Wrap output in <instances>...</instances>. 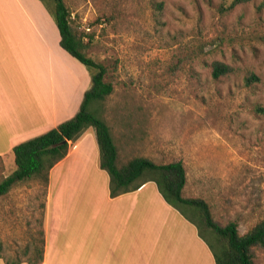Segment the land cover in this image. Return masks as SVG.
<instances>
[{"label":"rangeland","instance_id":"374dc122","mask_svg":"<svg viewBox=\"0 0 264 264\" xmlns=\"http://www.w3.org/2000/svg\"><path fill=\"white\" fill-rule=\"evenodd\" d=\"M62 1L112 84L96 107L118 163L181 161L183 197L205 201L215 222L244 234L264 219V0ZM214 62L230 72L213 79ZM11 159L0 157V181ZM44 199L37 180L0 196V264L32 258Z\"/></svg>","mask_w":264,"mask_h":264},{"label":"crops","instance_id":"0c3cea01","mask_svg":"<svg viewBox=\"0 0 264 264\" xmlns=\"http://www.w3.org/2000/svg\"><path fill=\"white\" fill-rule=\"evenodd\" d=\"M89 87L40 1L0 0V157L73 117ZM42 230L41 264H215L153 182L110 197L92 129L49 171Z\"/></svg>","mask_w":264,"mask_h":264},{"label":"trees","instance_id":"16d2710c","mask_svg":"<svg viewBox=\"0 0 264 264\" xmlns=\"http://www.w3.org/2000/svg\"><path fill=\"white\" fill-rule=\"evenodd\" d=\"M51 15L58 33L59 45L90 72V87L83 94L77 113L70 119L39 136L15 145L11 154L15 169L0 181V196L18 183L37 180L46 194L49 171L68 153L87 129H92L98 147L99 167L109 177V195L135 191L146 182H153L164 201L194 224L200 238L210 249L215 264H254L253 252L264 248V219L256 222L244 234H239L237 224L220 225L211 216L209 207L200 198H185L182 190L186 172L181 161L154 163L144 157H134L124 164L118 163L117 147L107 122L99 116L96 105L112 92V84L105 81L106 69L86 55L87 43L70 26V14L62 0H39ZM248 2L250 0H236ZM230 68L222 63L212 64L213 79L225 76ZM39 240L24 249L23 255H32L26 264H41L43 258V230ZM20 259L7 264H22Z\"/></svg>","mask_w":264,"mask_h":264}]
</instances>
